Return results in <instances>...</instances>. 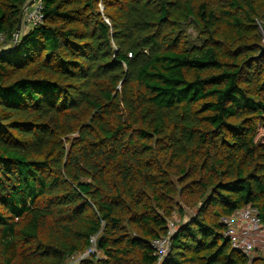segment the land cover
I'll use <instances>...</instances> for the list:
<instances>
[{
	"label": "trees",
	"instance_id": "16d2710c",
	"mask_svg": "<svg viewBox=\"0 0 264 264\" xmlns=\"http://www.w3.org/2000/svg\"><path fill=\"white\" fill-rule=\"evenodd\" d=\"M0 33V264H247L221 220L264 226V0H0Z\"/></svg>",
	"mask_w": 264,
	"mask_h": 264
},
{
	"label": "built area",
	"instance_id": "2783aa9c",
	"mask_svg": "<svg viewBox=\"0 0 264 264\" xmlns=\"http://www.w3.org/2000/svg\"><path fill=\"white\" fill-rule=\"evenodd\" d=\"M27 8L25 7L24 10H27ZM24 13V23L35 26L42 23L43 15L40 3H35L32 9ZM3 42L5 43V37L0 33V43L4 44ZM221 223L224 226L223 236L228 241L230 248L241 253L246 258L247 264H251L255 259L253 254L257 250L262 254L264 253V226L257 209L244 207L223 218ZM171 235V232H169L167 237L156 239L151 243V247L155 252V256L159 259V263L170 251ZM96 239L97 236L91 237L89 239L90 246L87 250L83 254L70 259L65 264H77L81 259L97 254Z\"/></svg>",
	"mask_w": 264,
	"mask_h": 264
},
{
	"label": "rangeland",
	"instance_id": "374dc122",
	"mask_svg": "<svg viewBox=\"0 0 264 264\" xmlns=\"http://www.w3.org/2000/svg\"><path fill=\"white\" fill-rule=\"evenodd\" d=\"M187 32H188V34H193L192 30L188 29V28H187ZM261 35H262V33H261ZM14 43H15V41H14ZM8 45H9V42H6V41L4 44L0 43V51L7 50L9 48ZM257 139L264 141V131H262V130L259 131V133L257 135ZM182 203H184V202L182 200L178 199L177 206L184 208ZM193 215H194V210L190 211V210L186 209L184 214H181L178 212V207H175L174 211L172 212V215L167 219V226H168L169 232H171V234L176 232V229H178V227L181 226L182 223H185L187 221V217L193 216ZM253 256L255 259H257L260 257H264V253L262 254V253H260V251L257 250V252H255L253 254Z\"/></svg>",
	"mask_w": 264,
	"mask_h": 264
},
{
	"label": "water",
	"instance_id": "95a60500",
	"mask_svg": "<svg viewBox=\"0 0 264 264\" xmlns=\"http://www.w3.org/2000/svg\"><path fill=\"white\" fill-rule=\"evenodd\" d=\"M20 28H21V23L19 24V26H18V28L16 30V37L17 38H19V35H20ZM263 54H264V47L262 48L260 55H263Z\"/></svg>",
	"mask_w": 264,
	"mask_h": 264
}]
</instances>
